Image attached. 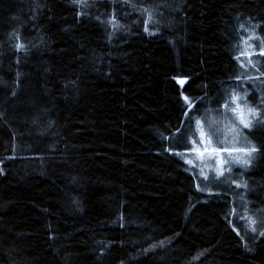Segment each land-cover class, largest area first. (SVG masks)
I'll use <instances>...</instances> for the list:
<instances>
[{"label":"trees","instance_id":"trees-1","mask_svg":"<svg viewBox=\"0 0 264 264\" xmlns=\"http://www.w3.org/2000/svg\"><path fill=\"white\" fill-rule=\"evenodd\" d=\"M254 23L264 42V0H0V264H264L167 139L237 85Z\"/></svg>","mask_w":264,"mask_h":264},{"label":"rangeland","instance_id":"rangeland-1","mask_svg":"<svg viewBox=\"0 0 264 264\" xmlns=\"http://www.w3.org/2000/svg\"><path fill=\"white\" fill-rule=\"evenodd\" d=\"M236 59L240 68L237 85L225 91L220 104L200 106L191 124L167 139L170 151L194 174L197 188L227 191L232 195L237 221L244 230L253 232L264 230L260 221L264 214L246 203V172L257 157L250 131L264 124V42L256 23L242 27ZM195 109L197 101L189 100L186 115Z\"/></svg>","mask_w":264,"mask_h":264},{"label":"snow or ice","instance_id":"snow-or-ice-1","mask_svg":"<svg viewBox=\"0 0 264 264\" xmlns=\"http://www.w3.org/2000/svg\"><path fill=\"white\" fill-rule=\"evenodd\" d=\"M235 99H236V98L233 99V102H235Z\"/></svg>","mask_w":264,"mask_h":264}]
</instances>
